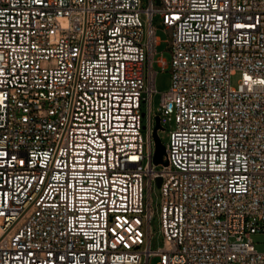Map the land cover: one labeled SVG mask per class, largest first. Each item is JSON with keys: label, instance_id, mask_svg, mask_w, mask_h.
Returning <instances> with one entry per match:
<instances>
[{"label": "built area", "instance_id": "2783aa9c", "mask_svg": "<svg viewBox=\"0 0 264 264\" xmlns=\"http://www.w3.org/2000/svg\"><path fill=\"white\" fill-rule=\"evenodd\" d=\"M141 4L0 0V264H264V0Z\"/></svg>", "mask_w": 264, "mask_h": 264}, {"label": "rangeland", "instance_id": "374dc122", "mask_svg": "<svg viewBox=\"0 0 264 264\" xmlns=\"http://www.w3.org/2000/svg\"><path fill=\"white\" fill-rule=\"evenodd\" d=\"M142 4L141 7L144 9L148 5V0H141ZM153 26L156 29V37L159 40V44L156 47V54L154 56V62L152 65L153 70L156 72L155 77V89L156 93L152 96L151 99V111L152 114H156L161 106V96L165 92L169 90L170 87V81L171 76L169 73V68H167L165 71H162V69L158 66L157 60L159 58H162L166 61L168 64L170 62V53L167 49L168 44V33L165 31L164 27L161 24V20L159 17H154L153 19ZM240 79V74L237 73L234 76L231 77V85L236 86ZM142 113H145V116L142 117V126H145L147 124V106L142 107ZM169 131L170 128L167 126L166 130L164 132L159 133V137L161 139V143L165 146L169 142ZM143 133H145V130H143ZM150 199H151V209L153 212L152 220L150 221V231H151V239H150V249L152 251H156L158 249H161L164 247V239L160 232V224L158 219L159 214V208H160V201H161V194L160 190L157 187L156 183L151 184V192H150ZM143 233L145 235L144 237V245L146 246V223L143 225ZM251 241L254 243L255 249L258 252L264 251V235L262 233H255L251 236ZM158 258L152 257L149 260V264H157Z\"/></svg>", "mask_w": 264, "mask_h": 264}, {"label": "water", "instance_id": "95a60500", "mask_svg": "<svg viewBox=\"0 0 264 264\" xmlns=\"http://www.w3.org/2000/svg\"><path fill=\"white\" fill-rule=\"evenodd\" d=\"M157 3H159V1H157ZM155 121H156V125H155L154 131H153V140H154L153 164L154 165L163 164L164 166H166L167 162H163V156L165 155V147L161 143V141L157 135L158 130L161 129L158 117L155 118ZM160 182H161V180H160V178H158L157 179V187H159Z\"/></svg>", "mask_w": 264, "mask_h": 264}]
</instances>
